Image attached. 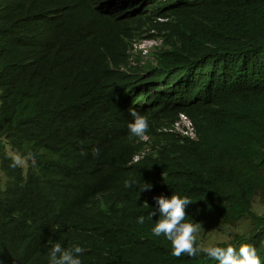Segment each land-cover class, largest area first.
<instances>
[{"label": "trees", "instance_id": "16d2710c", "mask_svg": "<svg viewBox=\"0 0 264 264\" xmlns=\"http://www.w3.org/2000/svg\"><path fill=\"white\" fill-rule=\"evenodd\" d=\"M144 38L161 42L134 52ZM132 108L152 145L135 162ZM180 113L194 140L157 132ZM0 172V264H50L55 243L82 264H218L153 235V198L173 194L186 223L248 218L214 247L264 264V0H0Z\"/></svg>", "mask_w": 264, "mask_h": 264}, {"label": "clouds", "instance_id": "9594fccd", "mask_svg": "<svg viewBox=\"0 0 264 264\" xmlns=\"http://www.w3.org/2000/svg\"><path fill=\"white\" fill-rule=\"evenodd\" d=\"M151 40L155 43L147 45L149 46L147 53H145L143 49L135 48V44H141L145 41ZM160 42L161 40L158 38H144L140 40H134L133 51H141L143 55H147L152 48L160 45ZM129 112L133 118V121L129 122L127 125L129 130V139L136 137L141 141L140 149L132 156V161L135 162L144 157L152 145L150 144V135L146 134L149 130L147 117L134 108L129 109ZM181 114L186 115L191 121L193 125V137L182 133L164 132L163 129L165 127L171 126V124H173ZM177 118L172 123L159 127L157 132L167 134L171 133L176 136L194 140L196 138V130L191 118L185 113H180ZM141 151H145V153L141 155L140 158L135 156ZM99 153V148H94L92 150L93 156L98 157ZM31 158L34 159V156ZM17 164H19V160H17L13 166H16ZM132 184V181H125L124 186L125 188H130L132 187ZM152 188L153 185L144 183L143 186L139 187V192L143 193L150 191ZM153 199L155 201L156 210H152L148 218L153 219V216H156L157 213L159 214V220L156 221L155 227L152 229L153 235L157 237L164 236L171 242L173 256L180 258L182 255L187 254L189 257L195 258L199 252H204L209 258L218 261V264H261V260L257 254V249L252 245H241L238 251L232 246H228L227 248L204 247L203 245L199 247L195 246V233L198 231L200 224L184 222L187 216L186 208L192 204V201L187 196L180 198L179 196L173 194L170 198H168L166 196L160 195L154 197ZM145 205L149 206L147 202H145ZM144 222V216H140L137 220V223L139 224H143ZM84 251L85 249L80 246H75L71 249H65L60 243H55L49 251L50 264H82L79 256L82 255Z\"/></svg>", "mask_w": 264, "mask_h": 264}, {"label": "rangeland", "instance_id": "374dc122", "mask_svg": "<svg viewBox=\"0 0 264 264\" xmlns=\"http://www.w3.org/2000/svg\"><path fill=\"white\" fill-rule=\"evenodd\" d=\"M6 150L14 160H19V164L26 170V159H24V157H22L16 150H12L9 145H6ZM0 181L2 184L6 181V176L2 172H0ZM253 211L257 214H264V204L260 200L255 199L253 203ZM250 227L251 222L248 218L227 227L222 226L219 216L216 213H213L206 225H199L195 236L204 247H214L219 242L229 241L237 233H248Z\"/></svg>", "mask_w": 264, "mask_h": 264}, {"label": "built area", "instance_id": "2783aa9c", "mask_svg": "<svg viewBox=\"0 0 264 264\" xmlns=\"http://www.w3.org/2000/svg\"><path fill=\"white\" fill-rule=\"evenodd\" d=\"M154 41H145L141 44H135V48L136 49H143L145 53L148 52V47L147 45H151L154 44ZM164 132H176V133H182L185 135H189L191 137L194 136L193 133V125L191 123V121L189 120V118L184 115L181 114L175 121L173 124H171V126L165 127ZM145 153V151H141L140 153L136 154L135 156H138L140 158L141 155H143ZM138 158V159H139ZM137 159V160H138Z\"/></svg>", "mask_w": 264, "mask_h": 264}]
</instances>
